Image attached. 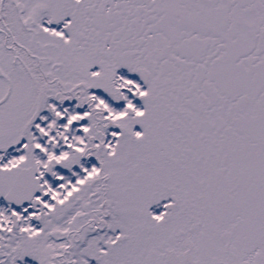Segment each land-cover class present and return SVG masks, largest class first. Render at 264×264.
Wrapping results in <instances>:
<instances>
[{
  "label": "snow or ice",
  "instance_id": "1",
  "mask_svg": "<svg viewBox=\"0 0 264 264\" xmlns=\"http://www.w3.org/2000/svg\"><path fill=\"white\" fill-rule=\"evenodd\" d=\"M0 264H264V0H0Z\"/></svg>",
  "mask_w": 264,
  "mask_h": 264
}]
</instances>
